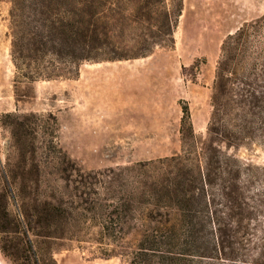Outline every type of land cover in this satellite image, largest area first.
<instances>
[{"label": "trees", "instance_id": "16d2710c", "mask_svg": "<svg viewBox=\"0 0 264 264\" xmlns=\"http://www.w3.org/2000/svg\"><path fill=\"white\" fill-rule=\"evenodd\" d=\"M10 2L12 61L31 82L75 79L82 63L172 50L183 11V0ZM211 106L201 139L181 107L179 154L118 170H62L69 190L48 199L30 196L23 173L0 166L3 257L56 264L55 253L77 244L125 264H264V191L250 189L261 173L223 153L248 144L264 150V13L223 41ZM4 118L14 119L17 136L20 120L36 116Z\"/></svg>", "mask_w": 264, "mask_h": 264}, {"label": "rangeland", "instance_id": "374dc122", "mask_svg": "<svg viewBox=\"0 0 264 264\" xmlns=\"http://www.w3.org/2000/svg\"><path fill=\"white\" fill-rule=\"evenodd\" d=\"M11 12L10 0H0V166L19 177L23 173L19 181L30 196L48 199L54 189L69 190L58 179L62 170H118L179 154L185 104L196 138H204L222 43L263 15L264 0H183L172 50L82 63L75 79L34 82L23 78L12 61ZM195 62L199 67L191 73ZM7 114L36 118L20 120L24 131L16 136ZM223 153L261 173L250 189L251 194L264 191L261 147L248 144ZM9 210L16 213L12 203ZM54 259L56 264H125L100 258L94 246L77 244ZM0 264H10L1 252Z\"/></svg>", "mask_w": 264, "mask_h": 264}]
</instances>
